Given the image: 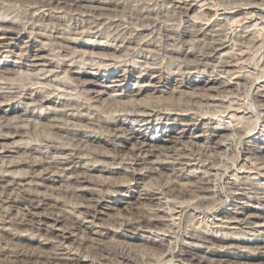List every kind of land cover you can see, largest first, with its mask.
<instances>
[{
    "label": "rangeland",
    "instance_id": "1",
    "mask_svg": "<svg viewBox=\"0 0 264 264\" xmlns=\"http://www.w3.org/2000/svg\"><path fill=\"white\" fill-rule=\"evenodd\" d=\"M29 1L32 0H0V4H3L1 5L2 8L0 6V18L11 21L15 20L16 22L18 21L19 24H26L25 29H20L21 31L19 30L18 34L6 35L7 38L3 39L4 41L0 40V45H3L4 43V45L9 44L8 47L3 48L0 52V94L4 93L5 95L3 94V96L7 97L8 95L9 97H7L8 99L2 103L4 105L2 109L4 111L6 110L7 113L5 116L0 113V123L10 122L11 124L22 127L26 130L25 137H14L12 140L7 141L8 143H12L13 141L27 142L26 146L20 144L22 148L19 153L8 152L1 153L2 155L0 154L4 157V162H0V169L2 170H0V174L12 175L5 171L9 168L8 164L5 167V161L26 160L27 162H34L47 160V165L35 166V168L31 170L28 168L19 169V167H11L12 164L9 165V169L17 170L16 173L18 175L28 172V175L30 174L32 178L35 177L34 179H31L32 184L29 187L32 193H36L42 197L45 196V198L58 202L59 204L53 210L50 206H47L48 209L42 210L40 213H46L50 209L49 212L54 216H60L62 222L58 223L49 235L43 230H39L42 228L41 225L18 228L23 238L17 242L9 241L8 238L1 236L0 233V248H13L17 246L18 248L23 247V249L31 252H39L41 246H44L43 248H46L50 252H55L56 256L58 255V257L61 258L78 254L81 258L84 256H91L96 259L95 261H97L98 264H119L118 258L115 260L114 256L111 257L109 261H99L100 254L99 252H96L94 248L97 244L102 243L108 245L113 243V246L116 247L117 251L122 253L130 252V254L136 259V263L134 262V264H145L147 261L152 264H162V262L167 259L166 252L161 254L162 249L164 250L168 247L169 249L174 248L175 253L180 252L181 247L191 244V240L187 239L189 234H193L198 230L207 231V229L209 233L214 236H234L235 238H238L240 242L235 243L238 245V248H231L228 250L217 248L222 253L224 251L226 252L225 256L221 257V262H218V264H231L233 256H244L247 251L256 248V245L264 238V230L259 229V233H255L254 231H250L249 226L236 222L235 219L229 217L235 212H237V216L240 217L244 213L264 215V206H259L258 203L252 199L256 196L253 193L246 191L249 188L248 184H252V186L259 187L261 191L264 192V176H258V170L256 171V169H252L253 167L264 168V88L261 87L264 84V23L261 24L260 21H257V24H255L253 20L258 13L257 7L262 10L260 13L263 12L262 16H264V0H260L261 2L258 0V4L256 3L257 9L254 8V6H243L242 11L239 14L237 13L240 17L237 16V14L234 16V19H238L236 27L234 28L232 27V21L231 23L227 22V20H232L229 19L230 17L225 18L221 15L212 17L210 15L212 13L208 10L207 6L211 7V2H213V0H188L187 2L192 6L191 10L186 13L179 12L177 5L174 4L175 0H169L171 3L168 0H143L146 5H143L142 3L144 2L141 0H119V2L117 0H110L112 2L115 1L114 3H117L118 6L109 7V10L104 8V10H101L98 14L87 12L86 15L89 14L88 16L81 13L82 15L84 14L82 16L76 11L75 14L73 10H65V8L64 12L62 7V9H57L58 11L55 10L56 8H53V10L51 8L49 10L51 16L49 15V18L47 17L44 19V22L42 20L39 21L32 19V16L30 15H33L31 14L33 10L30 7H32V3L36 1L33 0L32 3ZM215 1L217 2V0ZM202 2L207 5L202 6ZM226 2H228V4ZM218 3L222 6L220 7L217 5L219 9L218 14L219 12L222 13L225 6L227 8L229 6V9L233 7L232 4H230V0H218ZM122 4L124 6H122ZM135 5H139V8H136L137 6ZM140 7L141 9L144 8V11L141 10V12H139ZM149 7L154 10H151ZM118 8L121 11L117 10ZM229 9H227V11H230ZM124 10L128 13H125ZM145 10H148L150 13ZM156 11L158 13H156ZM144 12L148 13V15ZM177 12L181 15H178ZM247 12L251 13L252 16L255 15L252 20L250 19V17H252L251 14H246ZM49 13L46 12V14ZM92 13L94 15L96 14L97 16L95 15V17L97 18H95ZM115 13L119 15L117 16ZM112 14L116 16H113ZM200 15L211 16L209 22L207 21L208 23L205 20L204 22L201 21L202 24L205 23L203 24L204 29L209 30V34L207 33L205 36H201V38L200 36L195 37L194 35H191V27H188V23L185 22L189 20L190 22L192 20L194 21V18L197 16L199 17ZM27 16L31 19L26 18ZM142 17H146V19L143 20ZM137 18H141L144 23L148 20V23H145L147 26L142 23V20L141 23L144 27L141 23L139 24V20L137 21L138 23L134 21ZM155 18H159L157 20L158 22L155 21ZM124 19L126 21H124ZM128 19L129 21H133L129 22ZM113 21H115V23ZM151 21L155 23L152 22V24ZM32 22H34V24L36 23L35 28ZM217 22L218 24L220 23L219 26H217ZM101 23L102 26H99ZM107 24L110 25V29H108L109 27ZM137 25H139V27ZM4 26L8 27L9 24ZM104 26L105 28H103ZM213 26L214 28H211ZM171 27H174V29ZM179 27L181 28L178 30ZM77 28H80L79 34H77ZM132 28L135 30H132ZM210 28L213 29L211 32ZM175 29L178 31L175 32ZM155 30L157 32H155ZM161 30L168 34L164 32L162 33ZM185 30H187V33H185ZM110 31H113V34L116 32V35L112 34V36ZM159 31L162 34L158 33ZM80 33H82L83 36ZM124 33L129 36H126ZM210 33L216 34L212 35ZM75 34L77 35L75 36ZM108 34L110 35L108 36ZM149 35L150 37H148ZM107 36L109 38H107ZM115 36H117V38H119V36L121 37L119 38L120 40L118 39L119 41L117 40L120 47H117L116 50L111 46V44H114L112 40L116 38ZM155 36H157L158 39ZM190 36L191 38H189ZM125 37H127L129 42H127L128 40ZM169 37L171 39H169ZM238 37L239 39H237ZM111 38L113 39L111 40ZM151 38H153V40ZM208 38L213 41L211 40L210 42ZM186 39L189 40V43L185 42ZM134 40L135 42H140L137 44L134 43ZM196 40H198V43H196ZM199 40L201 43L208 41L211 45L208 43L201 44L199 43ZM39 41L44 42L45 50L40 52V56L44 59L39 58V60L35 61L39 64V67H34L30 65L32 57L27 59L26 56L31 55L35 52L34 50L39 48ZM216 41L217 44L214 43ZM152 42L154 45L151 44ZM171 43H174L173 45L175 46ZM179 43H182L181 47ZM194 43L196 46H194ZM128 45L130 49H125V46ZM165 45H168V48ZM218 45L221 49V56H219V53L217 56L211 57V55H209L199 59V53H202L204 47H218ZM164 46L168 50L164 48ZM171 46L173 47L171 48ZM183 46L186 50L191 46V49L189 50L191 51L193 49L192 51H194L192 53L190 52V55L186 57V60L185 58L182 59L181 51L179 52V50L185 49ZM131 47L136 49H131ZM143 47H147L146 49L148 50H143ZM157 47H159V49ZM138 49L139 51L136 53L135 51ZM150 49L153 50L151 51ZM240 50H243V52L241 51V54ZM112 51H114V53H112ZM154 51H158L156 52L157 54ZM106 53L108 57H106ZM110 53L113 54L115 58ZM227 53L230 55L228 56ZM102 54L104 59L101 58ZM172 54L174 55L172 56ZM110 55L112 60L111 57H109ZM231 55H233L235 59ZM173 58H175V60ZM229 58H231V60ZM179 59H182V61L180 62ZM192 59L194 61L195 59L197 60L194 62ZM226 59L229 60L228 65L234 66L233 68L229 67L230 69L226 71L236 68L237 70H240L239 75L242 76V79H236V75H233L230 71L225 73L226 71H223L224 69L219 68L221 67L220 65L227 63ZM231 61H233L238 68L233 62L232 65ZM59 62L61 64L58 66L57 63ZM212 62H214V64ZM175 63H177V65H175ZM204 63L207 66L204 65ZM216 63L222 64H218L217 66ZM76 64H80V66ZM146 65H150L151 67H147ZM69 68L73 69L74 72L78 69V72H82L86 69L85 71L88 74L79 77L74 73H70L68 71ZM40 69H44V71H40ZM65 69L67 71H65ZM47 70L53 71L47 73ZM127 70L130 71V74H128ZM156 73H162L165 76L169 75V80L159 83V81L154 78L157 75ZM244 75L246 76L245 78L243 77ZM256 77L259 78L257 79ZM209 78L230 81V83L233 84L231 90L227 89V91H225L227 94H223V92L216 93L214 91H206L208 86H203L201 81ZM244 79L246 80L244 81ZM55 80L59 81L56 82ZM59 82H61V84ZM235 88H237V90ZM228 92H231V94ZM35 94H40L49 99L44 103H40L37 101L39 99ZM210 96L212 97L209 98ZM140 103L149 107L154 106L152 107L153 112L151 113V116L145 118L148 119L146 121L148 122L147 125L143 126L146 122H130L131 124H129L128 120L125 121L122 117L120 119V116L123 115L126 110L130 109L133 105H138ZM261 104L263 106H261ZM11 106H13L14 109L12 112H9ZM235 109H239V112L237 113L238 117L242 114H246L245 116L248 118L244 117L243 120L248 121L246 122L247 125L246 123L243 124L244 121H240L242 119H239L237 116L230 117V115L236 111ZM23 113H26L28 116ZM70 116H76L79 117V119L70 118ZM237 120L240 124H237ZM253 120L254 122L257 121L256 124H254ZM103 121H120V123L128 125L129 128L134 127V129L140 134L135 140L127 145L128 147L130 146L129 148L132 147L136 140L140 141L143 139L147 141L148 137L147 142H151L153 148L146 147L144 153H147L148 150H154L157 153H155V156H152V158L150 157V160L165 162V164L175 160L174 162H176L177 166L174 167L175 169L169 167L155 172L151 168L152 165L149 160V163L142 160L138 163L139 165L136 166V172L140 175L136 176L135 180L129 179L127 173H125V170H131L129 167H126L129 166L127 164L128 162L124 160L120 161L121 159L130 157L127 150H120V147L118 148L120 151L114 150L109 144L89 141V138H93L94 136H103L98 130L94 132V130L91 131L89 128L91 125L93 126V124H98V122L100 123ZM241 122L243 123L241 124ZM251 123L256 126H254V129L249 134L244 135L243 138L238 137L234 130H226L224 133L229 135L226 138H218V141L222 143L221 146L214 149L212 148L213 143L210 141L211 128L219 127L224 129L228 125L229 127L233 126L231 128H234L236 124L238 126L244 125V127H246L252 125ZM52 125H60V127H63L70 134L65 132V134L61 133V136L60 134L55 135L50 128ZM79 133L83 137H87L88 141L83 143L82 141H76L75 138L71 137L72 134ZM168 135L175 137V139L180 142L173 150L175 156L173 154L170 155L171 159L168 158L169 154L166 153V151L163 150L162 152L161 148H159V151L157 147V145L161 146L163 144L161 140L168 138ZM49 138L56 139L59 144L61 143V147H63V145L64 147H76L79 150L78 156L81 158L82 162H76L77 165L76 163H72L73 165L71 164L70 166L58 164L55 158L61 156L60 150H49V148L46 147L45 143ZM149 139H151V141ZM83 140H85V138H83ZM101 155L115 156L117 159L111 161L107 157H101ZM247 164L249 165V168ZM244 165H246L248 169ZM69 167L70 169H68ZM82 171L87 172L88 175H90V180L94 181L87 183L85 186H82V188L85 187L97 190L98 186L93 183L97 184L104 182L107 185L103 191H99L100 195L98 198L101 201V207L99 208V214L97 215L96 221L91 224L88 222L89 220H85L83 225L87 228L81 231H74L70 234L72 228L70 223H72L73 220L75 221L82 218V214L76 211L77 206L84 203L79 196L80 191H78L82 188L74 183L75 177L79 174L81 175ZM47 173L49 175H47ZM195 181L203 184L206 183V185L204 184V187H206L207 192L209 191L208 194L190 193V195L186 197H180L175 194V190L182 184L184 187L186 186L188 189H192V187L189 186L194 185ZM142 190H146L150 193L152 192L151 194L154 197H151L150 199H144L141 197L138 199L137 193ZM16 191L17 189H13L12 192H3L14 194ZM259 191L258 194L260 193V195H258V197H261L264 200V195ZM244 193H249L248 197L250 198H245L247 196H244ZM242 204L245 205L243 210L241 209ZM130 207L139 208L138 210L143 212L144 217L149 219H158L159 216L161 224H158V228H144L138 231H128L124 228H120L122 219L127 218L129 221H132V218L134 217L128 213ZM0 211V213H3L4 211L8 212L11 214L10 217H19L25 214L23 209L10 207L8 205H3L0 208ZM192 214L194 215V220L190 219ZM188 218L191 221L188 220ZM92 227H95L96 230L106 229V231H108L107 237L102 242L97 240L92 241V238L94 237H90L86 233V231ZM11 232H15V230H11ZM61 235L64 238H62ZM122 235L134 237V239L125 238ZM72 237L76 239L78 238V241L82 242V245L72 242ZM243 240L245 241L243 242ZM42 243L44 245H41ZM191 245L201 247L200 250H205L207 247L206 245H201L196 242H192ZM205 256L207 257L206 260L208 259L210 262L213 259V262H211L212 264L216 263L215 260H217V257L209 255ZM3 260L4 258L2 259V257H0V264H19L8 263L6 259L5 261ZM207 261L200 264H211L210 262L207 263ZM187 263V261L180 260L177 257L173 258L169 264Z\"/></svg>",
    "mask_w": 264,
    "mask_h": 264
},
{
    "label": "bare ground",
    "instance_id": "2",
    "mask_svg": "<svg viewBox=\"0 0 264 264\" xmlns=\"http://www.w3.org/2000/svg\"><path fill=\"white\" fill-rule=\"evenodd\" d=\"M14 1V0H13ZM34 1H36V2H34V3H32L33 2V0L32 1H29L30 3H32V7H30L33 11H34V13H33V11L31 12V14H33V15H30V16H32V19H34V20H42L43 22H44V19H46L47 17L49 18V15L51 16V14L49 13V10L52 8V10H53V8H56L55 10H59V8H63V11H64V8H65V10L66 9H68V10H73L74 11V13H75V11L78 13V14H81V13H84L85 14V16H88V15H86V13L87 12H93V13H97L98 14V12H101V10H104V8H107V10H109L108 8L109 7H116V5H117V3L115 4L114 2L115 1H110V0H34ZM118 2H119V0H117ZM116 1V2H117ZM141 1H143V0H141ZM140 1V2H141ZM146 1H148V0H146ZM156 1V0H155ZM169 1V0H168ZM167 1V2H168ZM173 1V0H172ZM188 0H175L174 1V4L175 5H177V8L179 9V12L180 13H186V12H188L189 10H191V4L190 3H188L187 2ZM195 1V0H194ZM197 1V0H196ZM204 1V0H203ZM207 1V0H206ZM212 1V0H211ZM229 1V0H228ZM260 1V0H259ZM258 0H230V4H232V6L233 7H231L230 9H229V6H228V8L225 6V9H223V11H222V13L221 12H219V14H218V11H219V9H218V6L217 5H219L220 3H218V0H217V2L215 1V0H213V2H211L212 3V5H211V7L210 6H207V8H208V10L209 11H211V13L212 14H210L212 17L213 16H215L216 17V15H221V16H223V17H230L229 19H232V20H227V22H230L231 23V21H232V24H233V28L234 27H236V23L238 22V19H234V16L238 13H240L241 11H242V7L243 6H254V8H256L257 6H256V3L258 4V2H259ZM144 3H142L143 5L145 4V1H143ZM153 2V1H152ZM170 2V1H169ZM201 2V1H200ZM261 2V1H260ZM138 3H139V1H138ZM147 3V2H146ZM148 3H150V2H148ZM156 3V2H155ZM171 3V2H170ZM205 3V2H204ZM210 3V4H211ZM227 4H228V2H226ZM141 4V5H142ZM201 4H203V2L201 3ZM224 4V3H223ZM260 4V3H259ZM1 5H3V4H0V6ZM146 5V4H145ZM148 5V4H147ZM166 5V4H165ZM169 5V4H168ZM173 5V4H172ZM205 5H207V4H203L202 6H205ZM261 5V4H260ZM118 6V5H117ZM122 6H124L123 4H122ZM127 6V5H126ZM135 6H137V5H135ZM139 6V5H138ZM136 7V8H139V7ZM220 6V5H219ZM6 7V6H5ZM121 7V6H120ZM152 7V6H151ZM172 7V6H171ZM220 7H222V6H220ZM219 7V8H220ZM248 7V8H249ZM1 8H2V6H1ZM61 8V9H62ZM130 8V7H129ZM135 8V9H136ZM145 8H146V6H145ZM150 8V7H149ZM153 8V7H152ZM152 8H150L151 10H154V9H152ZM229 9L230 11H227V9ZM258 8V13H257V16L255 17V19H253V16H255V15H253L252 16V14L251 13H249V12H247L246 14H251V16L252 17H250V19L252 20H254V22H255V24H257V21H260V23L262 24V23H264V16H262V13H260V11H262L259 7H257ZM256 8V9H257ZM11 9V8H10ZM60 9V10H61ZM144 9V8H143ZM143 9H141V7H140V11L139 12H141V10L142 11H144ZM236 9V10H235ZM29 10V9H28ZM57 10V11H58ZM112 10V9H111ZM117 10H119V11H121L119 8L117 9ZM126 10V9H125ZM124 10V11H125ZM133 10V9H132ZM150 10V11H151ZM176 10V9H175ZM222 10V9H221ZM119 11H117V12H119ZM134 11V10H133ZM138 11V10H137ZM145 11H148V10H145ZM178 11V10H177ZM46 12H48L49 14H46ZM52 12V11H51ZM65 12V11H64ZM112 12V11H111ZM246 12V11H245ZM244 12V13H245ZM92 13V14H93ZM103 13V12H102ZM124 13V12H123ZM125 13H128V12H126L125 11ZM134 13H136V12H134ZM144 13H146V12H144ZM148 13H150L149 11H148ZM148 13H146L147 15H148ZM156 13H158L157 11H156ZM221 13V14H220ZM76 14V13H75ZM83 14V15H84ZM91 14V13H90ZM110 14V13H109ZM116 14V13H115ZM130 14H132V13H130ZM142 14V13H141ZM140 14V15H141ZM177 14H178V12H177ZM200 14V13H199ZM202 14V13H201ZM204 14V13H203ZM237 14V16H239ZM245 14V15H246ZM82 15V14H81ZM82 15V16H83ZM94 15V14H93ZM96 15V14H95ZM95 15H94V17H95ZM101 15V14H100ZM113 15V14H112ZM117 15V14H116ZM116 15H113V16H116ZM119 15V14H118ZM117 15V16H118ZM134 15V14H133ZM136 15V14H135ZM139 15V14H138ZM150 15V14H149ZM152 15H154V14H152ZM156 15H158V14H156ZM178 15H181V14H178ZM241 15V14H240ZM17 16V15H16ZM28 16H29V14H28ZM26 17V18H29V17ZM91 16V15H90ZM97 16V15H96ZM129 16V15H128ZM211 16H209V15H200L199 17L197 16V17H195L194 19V21L192 20L191 22H190V20L189 21H185V20H183V21H185V22H187L188 23V27H191V35H194L195 37L196 36H200V38H201V36L203 37V36H205L207 33H208V29H204V26H203V24H205V23H203L202 24V22H204V20L207 22H209V19H210V17ZM248 16H250V15H248ZM20 17V16H19ZM93 17V16H92ZM103 17V16H102ZM139 17V16H138ZM147 17V16H146ZM146 17H142L143 18V20L144 19H146ZM150 17H151V15H150ZM158 17V16H157ZM156 17V18H157ZM184 17V16H183ZM240 17V16H239ZM245 17V16H244ZM244 17H242V18H244ZM84 18V17H83ZM86 18V17H85ZM95 18H97V17H95ZM98 18H99V16H98ZM100 18H101V16H100ZM117 18V17H116ZM119 18V17H118ZM128 18H131V17H128ZM132 18H134V17H132ZM148 18H149V16H148ZM154 18V17H153ZM155 18V21H157L158 19H156ZM179 18V17H178ZM181 18V17H180ZM1 20H0V40H3V39H5V38H7V36L6 35H10V34H18L19 33V30L20 29H25V27H26V24H19L18 23V21L16 22L15 20L14 21H11V20H7V19H2V18H0ZM29 19H31V18H29ZM51 19V18H50ZM53 19V18H52ZM79 19V18H78ZM80 19H81V17H80ZM102 19V18H101ZM105 19V18H104ZM160 19H161V17H160ZM241 19V18H240ZM33 20V21H34ZM75 20H76V17H75ZM99 20V19H98ZM107 20V19H106ZM140 21L139 22V24L141 23V18L139 19V18H137L136 20H134V21ZM143 20H142V23H144L143 22ZM150 20V19H149ZM151 20H152V18H151ZM175 20H177V19H175ZM188 20V19H187ZM30 21H32V20H30ZM41 21V22H42ZM54 21V20H53ZM108 21V20H107ZM106 21V22H107ZM117 21H118V19H117ZM124 21H126L125 19H124ZM128 21H129V19H128ZM127 21V22H128ZM131 21H133V20H131ZM131 21H129V22H131ZM146 21V20H145ZM148 21V20H147ZM145 22V23H148V22ZM202 21V22H201ZM240 21V20H239ZM37 22V21H36ZM40 22V23H41ZM46 22V21H45ZM112 22V21H111ZM114 23H115V21H113ZM121 22V21H120ZM153 21H151V23H152ZM158 22V21H157ZM207 22V23H208ZM220 22V21H219ZM33 23V25H34V28H35V24H34V22H32ZM124 23V22H123ZM138 23V22H137ZM137 23H135V24H137ZM141 23V24H142ZM144 23V24H145ZM153 23H155V22H153ZM152 23V24H153ZM215 23H216V21H215ZM229 23V24H230ZM6 24H9V26L8 27H5L4 25H6ZM53 24V23H52ZM126 24V23H125ZM151 24V25H152ZM179 24V23H178ZM182 24V23H181ZM220 24V23H219ZM219 24H218V22H217V26H219ZM94 25V24H93ZM108 25V24H107ZM122 25V24H121ZM133 25V24H132ZM186 25V24H185ZM227 25V24H226ZM226 25H224V26H226ZM99 26H102V23H101V25H99ZM110 25H108V27H109ZM138 27H139V25H137ZM142 26H143V24H142ZM145 26H147L146 24H145ZM155 26V25H154ZM153 26V27H154ZM159 26V25H158ZM178 26H180V25H178ZM206 26V25H205ZM212 26V25H211ZM221 26H222V24H221ZM239 26V25H238ZM263 26V25H262ZM89 27V26H88ZM87 27V28H88ZM140 27H141V25H140ZM144 27V26H143ZM149 27V26H148ZM151 27V26H150ZM162 27V26H161ZM185 27V26H184ZM34 28H32V29H34ZM90 28V27H89ZM93 28V27H92ZM97 28H98V26H97ZM103 28H105V26L103 27ZM111 27H109L108 29H110ZM156 28H158V27H156ZM172 28V27H171ZM171 28H170V30H171ZM181 27H179L178 28V30L180 29ZM211 28H214V26L213 27H211ZM210 28V32H211V30H213V29H211ZM233 28H232V30H233ZM238 28V27H237ZM246 28V27H245ZM44 29H45V27H44ZM64 29V28H63ZM78 29V28H77ZM80 29V28H79ZM79 29L77 30L78 32H77V34H79ZM91 29V28H90ZM134 28H132V30H133ZM147 29V28H146ZM162 29V28H161ZM167 29V28H166ZM172 29H174V27L172 28ZM183 29H185V28H183ZM230 29H231V25H230ZM236 29V28H235ZM88 30V29H87ZM94 30V29H93ZM114 30V29H113ZM135 30V29H134ZM152 30V29H151ZM159 30V29H158ZM165 30V29H164ZM177 30V31H178ZM238 30V29H237ZM21 31V30H20ZM54 31V30H53ZM118 31V30H117ZM126 31V30H125ZM141 31H143V30H141ZM140 31V32H141ZM162 31V30H161ZM166 31V30H165ZM172 31V30H171ZM174 31V30H173ZM176 31V29H175V32H177ZM183 31V30H182ZM234 31V30H233ZM232 31V32H233ZM57 32V31H56ZM76 32V31H75ZM75 32H73V33H75ZM81 32V31H80ZM83 32V31H82ZM92 32V31H91ZM100 32V31H99ZM105 32H107V31H105ZM109 32V31H108ZM111 32V31H110ZM115 32V31H114ZM124 32V31H123ZM152 32V31H151ZM153 32H154V30H153ZM155 32H157L156 30H155ZM164 31H162V33H163ZM213 32H215V31H213ZM229 32V31H228ZM242 32V31H241ZM244 32V31H243ZM247 32V31H246ZM72 33V34H73ZM84 33V32H83ZM90 33V32H89ZM120 33H122V32H120ZM126 33V32H125ZM124 33V34H125ZM158 33H161L160 31L158 32ZM161 33V34H162ZM164 33H166V32H164ZM170 33V32H169ZM185 33H187V30H185ZM216 33H217V31H216ZM216 33H213V34H216ZM245 33V32H244ZM45 34V33H44ZM53 34V33H52ZM77 34H75V36L77 35ZM80 34H82V33H80ZM103 34H104V32H103ZM113 34V31L111 32V35ZM115 35H116V32L114 33ZM113 34V35H114ZM123 34V35H124ZM130 34V33H129ZM139 34V33H138ZM141 34V33H140ZM148 34V33H147ZM147 34H145V35H147ZM166 34H168V33H166ZM175 34V33H174ZM183 34V33H182ZM189 34V33H188ZM209 34V33H208ZM210 34H212V33H210ZM212 34V35H213ZM219 34H220V32H219ZM241 34V33H240ZM246 34V33H245ZM34 35H35V33H34ZM37 35V34H36ZM40 35V34H39ZM50 35V34H49ZM58 35H60V34H58ZM85 35H87V34H85ZM98 35V34H97ZM102 35V34H101ZM100 35V36H101ZM106 35V34H105ZM110 34H108V36H109ZM112 35V36H113ZM119 35V34H118ZM120 35H122V34H120ZM126 35V34H125ZM131 35V34H130ZM134 35V34H133ZM132 35V36H133ZM151 35V34H150ZM150 35L148 36V37H150ZM154 35V34H153ZM156 35H158V34H156ZM164 35V34H163ZM173 35V34H172ZM254 35V34H253ZM2 36H3V38H2ZM55 36H56V34H55ZM82 36H83V34H82ZM81 36V37H82ZM107 36V38H109ZM126 36H129L128 34L126 35ZM138 36V35H137ZM141 36H142V34H141ZM160 36V35H159ZM209 36H211V35H209ZM208 36V37H209ZM244 36V35H243ZM43 37V36H42ZM53 37V36H52ZM57 37V36H56ZM55 37V38H56ZM61 37V36H60ZM106 37V36H105ZM105 37H103V38H105ZM116 38H111V40L113 41V43L114 44H111V46H113V49L114 50H116V48L117 47H120L119 45H118V41L120 40L119 38H121L120 36H119V38H117V36H115ZM124 37V36H123ZM122 37V38H123ZM143 37V36H142ZM148 37H145V38H148ZM156 38H157V36H155ZM162 37H164V36H162ZM167 37V36H166ZM171 37H173V36H171ZM215 37H216V35H215ZM248 37V36H247ZM62 38L64 39V37L62 36ZM61 38V39H62ZM126 39H127V37H125ZM129 38V37H128ZM132 38V37H131ZM144 38V37H143ZM154 38V37H153ZM153 38H151L152 40H153ZM160 38V37H159ZM176 38V37H175ZM179 38V37H178ZM177 38V39H178ZM189 38H191V36L189 37ZM199 38V39H200ZM209 38H212V37H209ZM208 38V39H209ZM245 38V37H244ZM45 39V38H44ZM66 39V38H65ZM82 39V38H81ZM119 39V40H118ZM158 39V38H157ZM166 39H168V38H166ZM169 39H171L170 37H169ZM172 39H174V38H172ZM196 39H198V38H196ZM213 39V38H212ZM211 39V40H212ZM237 39H239V37L237 38ZM8 40V39H7ZM68 40V39H67ZM73 40V39H72ZM80 40V39H79ZM118 40V41H117ZM123 40H125V39H123ZM122 40V41H123ZM128 40V39H127ZM143 40V39H142ZM156 40V39H155ZM154 40V41H155ZM165 40V39H164ZM163 40V41H164ZM175 40V39H174ZM201 40V39H200ZM200 40H199V43H201L200 42ZM210 40V39H209ZM211 40H210V42H211ZM216 40H218V39H216ZM243 40V39H242ZM4 41V40H3ZM56 41V40H55ZM66 41V40H65ZM68 41H70V40H68ZM78 41V40H77ZM117 41V42H116ZM122 41H121V43H122ZM151 41V40H150ZM149 41V42H150ZM153 41V42H154ZM179 41V40H178ZM181 41H182V39H181ZM193 41V40H192ZM197 42L196 43H198V40H196ZM203 41H204V39H203ZM207 41V40H206ZM213 41V40H212ZM215 41V40H214ZM222 41V40H221ZM249 41V40H248ZM1 42V41H0ZM127 42H129V40L127 41ZM140 42V41H139ZM139 42H135V40H134V43H139ZM147 42V41H146ZM145 42V43H146ZM153 42L151 43V44H153ZM157 42V41H156ZM160 42V41H159ZM158 42V43H159ZM162 42V41H161ZM177 42V41H176ZM183 42V41H182ZM185 42L186 43H189V40L188 39H186L185 40ZM236 42V41H235ZM239 42V41H238ZM244 42V41H243ZM242 42V43H243ZM4 43V42H3ZM7 43V42H6ZM75 43V42H74ZM105 43H106V41H105ZM123 43H124V41H123ZM170 43V42H169ZM206 44L208 43L209 45H211L208 41L207 42H205ZM205 43H201V44H205ZM214 43H216L217 44V41L216 42H214ZM241 43V42H240ZM5 44V43H4ZM0 45V52H1V50L3 49V48H6V47H8L9 46V44H6V45ZM46 44V43H45ZM157 44V43H156ZM160 44V43H159ZM172 45L174 44V43H171ZM180 44V43H179ZM182 44V43H181ZM181 44H180V47H181ZM184 44V43H183ZM191 44V43H190ZM218 44H220V43H218ZM222 44V43H221ZM39 48L37 49V50H34L35 52L34 53H32L31 55H28V56H26L27 57V59H30V57H32L31 58V63H30V65H32V66H36V67H39V64H37V62H35V61H37V60H39V58H43V57H41L40 56V52H42V51H44L45 50V46H44V42H41V41H39ZM48 45V44H47ZM51 45V44H50ZM109 45V44H108ZM122 45H125V44H122ZM130 45V44H129ZM129 45L128 46H125V49H130V47H129ZM132 45V44H131ZM142 45V44H141ZM154 45V44H153ZM177 45V44H176ZM193 45V44H192ZM242 45V44H241ZM247 45V44H246ZM138 46V45H137ZM136 46V47H137ZM147 46V45H146ZM151 46V45H150ZM158 46V45H157ZM166 47L168 46V45H165ZM164 46V48H166ZM173 46H175V45H173ZM173 46H171V48L173 47ZM179 46V45H178ZM177 46V47H178ZM194 46H196L195 45V43H194ZM198 46V45H197ZM207 46V45H206ZM216 46V45H215ZM126 47H129V48H126ZM142 47V46H141ZM160 47V46H159ZM159 47H157L158 49H159ZM162 47V46H161ZM170 47V46H169ZM184 47V46H183ZM188 47V46H187ZM191 47V46H190ZM189 47V49H191ZM201 47V46H200ZM212 47V46H211ZM204 47L203 49H202V47H201V49L203 50L202 51V53H199V59L200 58H202V57H206V56H209V55H211V57L212 56H217V54H219V56H221V49H220V46L218 45V47ZM222 47V46H221ZM134 48V47H133ZM132 47H131V49H133ZM144 48V47H143ZM142 48V49H143ZM147 48V47H146ZM146 48H144L143 50H145ZM150 48V47H149ZM168 48V47H167ZM166 48V49H167ZM176 48V47H175ZM179 48V47H178ZM185 48V47H184ZM193 48V47H192ZM112 49V50H113ZM124 49V48H123ZM136 48H134V50H135ZM154 49V48H153ZM152 49V50H153ZM186 50V48L185 49H182V50H179V52L181 51V57H183L182 59H184L185 58V60H186V57H188V55H190V52L192 53V52H194V51H190V50ZM146 50H148V49H146ZM151 50V49H150ZM151 50V51H152ZM162 50V49H161ZM168 50V49H167ZM194 50H195V48H194ZM200 50V49H199ZM129 51H131V50H129ZM137 51H139V49L138 50H136L135 52L137 53ZM170 51H171V49H170ZM178 51V50H177ZM241 51L243 52V50H240V54H241ZM128 52V51H127ZM133 52V51H132ZM155 53L156 52H158V51H154ZM154 52H152V53H154ZM163 52V51H162ZM175 52H176V50H175ZM200 52V51H199ZM224 52V51H223ZM222 52V53H223ZM112 53H114V51H112ZM121 53V52H120ZM138 53H140V52H138ZM146 53V52H145ZM151 53V54H152ZM100 54V53H99ZM111 54V53H110ZM157 54V53H156ZM155 54V55H156ZM171 54V53H170ZM194 54V53H193ZM192 54V55H193ZM228 54V53H227ZM244 54V53H243ZM106 55H107V53H106ZM105 55V56H106ZM112 56H114L113 54H111ZM111 55L109 56V57H111ZM137 55V54H136ZM174 54H172V56H173ZM223 55V54H222ZM230 54H228V56H229ZM233 55H234V53H233ZM233 55H231L232 57H233ZM236 55V54H235ZM120 56V55H119ZM153 56V55H152ZM224 56V55H223ZM230 56V57H231ZM237 56V55H236ZM245 56V55H244ZM106 57H108V55L106 56ZM117 57V56H116ZM175 57H176V55H175ZM180 57V58H181ZM225 57H226V55H225ZM224 57V58H225ZM240 57H241V55H240ZM243 57V56H242ZM25 58V57H24ZM71 58V57H70ZM100 58V57H99ZM101 58H103V54H102V56H101ZM114 58H115V56H114ZM118 58V57H117ZM191 58V57H190ZM216 58V57H215ZM220 58V57H219ZM228 58V57H227ZM234 58V57H233ZM44 59V58H43ZM72 59V58H71ZM73 59H74V57H73ZM104 59V58H103ZM106 59V58H105ZM174 60H175V58H173ZM182 59H179V61L181 62L182 61ZM204 59V58H203ZM213 59V58H212ZM217 59V58H216ZM230 60H231V58H229ZM235 59V58H234ZM102 60V59H101ZM111 60H112V57H111ZM114 60V59H113ZM118 60V59H117ZM185 60H184V62H185ZM193 60V59H192ZM196 60L197 59H195V61L194 62H196ZM214 60V59H213ZM238 60V59H237ZM58 61V60H57ZM74 61V60H73ZM177 61V60H176ZM188 61V60H187ZM220 61V60H219ZM225 61V60H224ZM226 61H227V63L226 64H223V65H220L221 67H219L220 69H224L223 71H226V70H228V69H230L229 67H234V66H230V65H228V61L229 60H227L226 59ZM47 62V61H46ZM50 62V61H49ZM75 62V61H74ZM194 62H192V63H194ZM204 62V61H203ZM233 61H231V63H232ZM178 63V62H177ZM177 63H175V65H177ZM205 63H206V61H205ZM204 63V65H206ZM208 63V62H207ZM213 64H214V62H212ZM222 63H224V62H222ZM222 63H216L217 64V66H218V64H222ZM234 63V62H233ZM233 63H232V65H233ZM238 63V62H237ZM44 64H46V63H44ZM43 64V65H44ZM49 64V63H48ZM59 64H61L60 62L59 63H57V65L59 66ZM145 64H146V62H145ZM145 64H143V65H145ZM189 64H191V63H189ZM199 64V63H198ZM201 64H203V63H201ZM200 64V65H201ZM210 64V63H209ZM208 64V65H209ZM216 64H215V66H216ZM230 64V63H229ZM235 64V63H234ZM51 65V64H50ZM56 65V64H55ZM76 65H78V64H76ZM110 65H112V64H110ZM180 65V64H179ZM184 65V64H183ZM236 65V64H235ZM78 66H80V64L78 65ZM127 66V65H126ZM147 67H151L150 65H146ZM182 66V65H181ZM207 66V65H206ZM214 66V65H213ZM214 66V67H215ZM237 66V65H236ZM49 67H51V66H49ZM83 67V66H82ZM100 67V66H99ZM109 67V66H108ZM121 67V66H120ZM124 67V66H123ZM146 67V68H147ZM199 67V66H198ZM202 67V66H201ZM204 67V66H203ZM209 67V66H208ZM54 68V67H53ZM72 68V67H71ZM71 68H69L68 69V71L70 72V73H74V74H76L77 76H81V75H84V74H88L85 70H83L82 72H78V70L76 71L75 69V72L73 71V69H71ZM85 68H86V66H85ZM157 68V67H156ZM182 68V67H181ZM195 68H197V67H195ZM210 68V67H209ZM237 68H238V66H237ZM243 68V67H242ZM37 69V68H36ZM48 69V68H47ZM144 69H145V67H144ZM148 69V68H147ZM152 69V68H151ZM154 69V68H153ZM175 69H176V67H175ZM193 69H194V67H193ZM215 69V68H214ZM38 70V69H37ZM36 70V71H37ZM44 71V69H40V71ZM146 70V69H145ZM149 70V69H148ZM157 70V69H156ZM159 70H160V68H159ZM189 70V69H188ZM196 70V69H195ZM198 70V69H197ZM219 70V69H218ZM244 70V69H243ZM263 70V69H262ZM39 71V70H38ZM49 71H53V70H47V73L49 72ZM65 71H67L66 69H65ZM128 71V74H130V71L129 70H127ZM167 71V70H166ZM178 71V70H177ZM184 71V70H183ZM223 71H221V72H223ZM233 75H236L235 76V78L236 79H242V76L241 75H239L240 74V70H237L236 68L235 69H231V70H229ZM229 71H226L225 73H227V72H229ZM45 72H46V70H45ZM116 72V71H115ZM114 72V73H115ZM174 72V71H173ZM212 72H213V69H212ZM242 72V71H241ZM50 73V72H49ZM66 73H68V72H66ZM153 73V72H152ZM164 73V72H163ZM177 73H179V72H177ZM182 73V72H181ZM157 74V73H156ZM167 74V73H166ZM243 74V73H242ZM124 75V74H123ZM183 75V74H182ZM208 75V74H207ZM151 76V75H150ZM176 76V75H175ZM69 77V76H68ZM110 77V76H109ZM108 77V78H109ZM244 78L246 77L245 75L243 76ZM255 77V76H254ZM154 78H156L158 81H159V83H161V82H166V81H168L169 80V75L168 76H165L164 74H157ZM175 78V77H174ZM248 78V77H247ZM257 78V77H256ZM259 78V77H258ZM257 78V79H258ZM116 79V78H115ZM179 79V78H178ZM73 80V79H72ZM175 80H177V79H175ZM185 80V79H184ZM246 79H244V81H245ZM56 81V80H55ZM59 81V80H58ZM58 81H56V82H58ZM110 81H112V80H110ZM115 81H117V80H115ZM239 81V80H238ZM69 82V81H68ZM118 82V81H117ZM202 83H203V86H208L207 87V89H206V91H214V92H216V93H218V92H223V94H227L225 91H227V89H229V90H231V87H232V85L233 84H231L230 83V81H224V80H220V79H217V78H213V79H211V78H209V79H207V80H203V81H201ZM60 84H61V82H59ZM181 84H182V82H181ZM187 84H188V82H187ZM238 84H240V83H238ZM55 85H57V84H55ZM77 85V84H76ZM184 85V84H183ZM243 85V84H242ZM253 85V84H252ZM195 86V85H194ZM236 86V85H235ZM240 86V85H239ZM250 86V85H249ZM189 87V86H188ZM191 87V86H190ZM261 87H263L264 88V84H263V86H261ZM64 88V87H63ZM75 88H76V86H75ZM200 88V87H199ZM54 89V88H53ZM58 89V88H57ZM232 89H234V88H232ZM236 90H237V88H235ZM256 90V89H255ZM264 90V89H263ZM201 91V90H200ZM53 92H55V91H53ZM52 92V93H53ZM225 92V93H224ZM41 93V92H40ZM58 93H59V91H58ZM221 93H219V94H221ZM228 93H230L231 94V92H228ZM236 93V92H235ZM234 93V94H235ZM238 93V92H237ZM4 94V93H3ZM3 94H0V113H1V115L3 114L4 116L6 115V110L4 111L3 109H2V107L4 106L2 103H4L5 102V100L6 99H8L9 97H8V95H7V97H5V96H3ZM10 94V93H9ZM194 94V93H193ZM207 94V93H206ZM5 95V94H4ZM11 95H12V93H11ZM196 95V94H195ZM201 95V94H200ZM233 95V94H232ZM258 95V94H257ZM260 95V94H259ZM35 96H37L38 97V99L39 100H37L38 102H40V103H44L47 99H49V98H46V97H44V96H42V95H40V94H35ZM197 96H199V95H197ZM241 96V95H240ZM256 96V95H255ZM11 97V96H10ZM15 97V96H14ZM212 96H210L209 98H211ZM199 98V97H198ZM202 98V97H201ZM206 98V97H205ZM208 98V99H209ZM200 99V98H199ZM11 100V99H10ZM3 101V102H2ZM263 101H264V96H263ZM34 102V101H33ZM72 102V101H71ZM236 104V103H235ZM243 104V103H242ZM245 104V103H244ZM150 105V104H149ZM153 105V104H152ZM7 106V105H6ZM72 106V105H71ZM151 106V105H150ZM238 106H239V104H238ZM261 106H263L262 104H261ZM152 107H154V106H152ZM152 107H149V106H147V105H145V104H143V103H140V104H135V105H133L132 107H130V109H128V110H126V112H122L123 113V115H121V113H120V119H121V117L126 121V120H128L129 121V124H131L130 122H138V123H142V122H146L148 119H145V118H148V117H150L151 116V113L153 112V110H152ZM156 107V106H155ZM244 107V106H243ZM241 108V107H240ZM239 108V109H240ZM246 108V107H245ZM245 108H244V110H245ZM13 109H14V107L13 106H11V108H10V110H9V112H12L13 111ZM153 109H156V108H153ZM239 109H235L236 111L233 113V114H231L230 115V117H236L237 116V113L239 112ZM247 109V108H246ZM26 112V111H25ZM24 115H27L26 113H23ZM220 114V113H219ZM23 115V116H24ZM30 115V114H29ZM153 115V114H152ZM203 115V114H202ZM246 115V114H245ZM244 114H242L241 116H237L239 119H242V120H240V121H244L243 120V118L244 117H246V118H248L247 116H245ZM28 116V115H27ZM249 116V115H248ZM253 116V115H252ZM70 118H74V119H79V117H72V116H70ZM152 118V117H151ZM81 119V118H80ZM255 119V118H254ZM106 120H108V119H106ZM199 120V119H198ZM209 120V119H208ZM121 121V120H120ZM120 121L119 122H117V121H103V122H98V124H93V126L91 125V127H89L90 128V130L91 131H93L94 130V132H96V130H98V132H101V134L103 135V136H94L93 138H89L90 140L89 141H94V142H100V143H105V144H109V145H111L112 147H113V149L114 150H119L118 148L120 147L121 149L120 150H127L128 152H129V154H130V157H128V158H126V159H119L120 161H127L128 163V165L129 166H126V167H129L131 170H129V171H127V170H125V173H127V176L129 177V179H131V180H135L136 179V176H138V175H140L139 173H137L136 171H137V168H136V166L137 165H139L138 163L140 162V161H142V160H144V161H147L148 162V160L150 161V164L152 165L151 166V168L156 172V171H161L162 169H166V168H169V167H171V169L172 168H174L175 166H177L176 165V162H174L173 160L172 161H170V162H167L166 164H165V162H160V161H151L150 159L152 158V156H155V151L154 150H151V151H149L148 150V152L147 153H144L145 152V148L146 147H151V148H153L152 146L153 145H151V142L150 143H148L147 141H148V137H147V141L146 140H140V141H137L136 140V142L132 145V147L131 148H129L127 145H129L130 144V142L131 141H133V140H135L137 137H138V135L140 134V133H138V131L137 130H135L134 129V127H131V128H129L128 127V125H126L125 123H120ZM194 121V120H193ZM238 121V120H237ZM236 121V122H237ZM123 122V121H122ZM209 122V121H208ZM215 122V121H214ZM246 122H248V121H244V123L243 122H241V124L243 123V124H245ZM253 122H254V120H253ZM256 122L257 121H255L254 122V124H256ZM93 123V122H92ZM91 123V124H92ZM147 123L148 122H146V124H144L143 126H145V125H147ZM60 124V123H59ZM237 124H240V122L238 121V123ZM235 125L234 126V128H231V127H233V126H231V127H229V125L228 126H226V128H224V129H221V128H219V127H213V128H211V138H210V141L213 143V149L214 148H217L218 146H221V144L222 143H220L219 141H218V138H226L229 134H227V133H224L226 130H228V131H236V133H237V135H238V137H240V138H243V136L244 135H247V134H249L253 129H254V126H256V125H254L253 123H251L252 125H248V126H246V127H244V125H240V126H238V125ZM246 125H247V123H246ZM51 130H52V133H54L55 135H59L60 134V136H61V133H64L65 134V132H67V130H65L63 127H60V125H52L51 127ZM25 133H26V130L25 129H23L22 127H19V126H16V125H13V124H11L10 122H7V123H0V154L1 153H8V152H15V153H19L20 151H21V145L20 144H23V146H26L27 145V142H18V141H13L12 143H8L7 141H10V140H12V138H14V137H17V136H19V137H25ZM68 134H70L69 132H67ZM228 133H230V132H228ZM96 135V134H95ZM71 137H73V138H75L76 139V141H82L83 143L85 142V141H88L87 140V137H83L80 133L79 134H72V136ZM85 138V140H83V138ZM92 137V136H91ZM72 138V139H73ZM74 139V140H75ZM179 139V138H178ZM239 139V138H238ZM150 141H151V139H149ZM161 142L163 143L161 146H158L157 145V147H158V150L160 151V149L159 148H161L162 149V152H163V150L164 151H166V153H168L169 154V157L168 158H170L171 156L170 155H172L174 152H173V150L177 147V145L180 143V142H178V140L177 139H175V137H172L171 135L169 136L168 135V138H165V139H162L161 140ZM255 142V141H254ZM79 143V142H78ZM133 143V142H132ZM18 144V145H17ZM46 147L47 148H49V150L50 149H56L57 151H58V149L60 150V154H61V156L60 157H56L55 159H56V162L58 163V164H61V165H63V166H70L72 163L74 164V163H79V162H82V160H81V158L78 156V154H79V150L76 148V147H64V145H63V147H61L60 145H61V143L59 144V142L58 141H56V139H52V138H49V139H47L46 140ZM254 144V143H253ZM256 144V143H255ZM156 146V145H155ZM13 148V149H12ZM27 148V147H26ZM28 149V148H27ZM154 149H155V147H154ZM221 149V148H220ZM119 150V151H120ZM25 151V150H24ZM29 151V150H28ZM147 151V150H146ZM177 151V150H176ZM204 151V150H203ZM211 151V150H210ZM158 152V151H157ZM160 153V152H159ZM238 153V152H237ZM236 153V154H237ZM157 154V153H156ZM175 154V153H174ZM173 154V155H174ZM251 154V153H250ZM261 154V153H260ZM264 154V153H263ZM2 155V154H1ZM0 155V162H4V157L3 156H1ZM161 155V154H160ZM163 155V154H162ZM175 156V155H174ZM101 157H103V158H109L111 161H115L117 158L114 156V157H111V156H108V155H101ZM151 157V158H150ZM200 157V156H199ZM196 158V157H195ZM202 158V157H201ZM171 159V158H170ZM198 159V158H197ZM251 160H253L252 158H250ZM215 160V159H214ZM47 161V160H46ZM46 161H43V160H39V161H34V162H27L26 160H19V161H14V160H11V161H5V167L7 166V164H8V167L10 168V164H12V166L11 167H19V169H25V168H28L29 170H31V169H33V168H35V166H43L44 164H48ZM196 161V160H195ZM55 163V162H54ZM77 163H76V165H77ZM149 163V162H148ZM147 163V164H148ZM261 163V162H260ZM2 164V163H1ZM51 164V163H50ZM72 164V165H73ZM118 164V163H117ZM250 164V163H249ZM96 165V164H95ZM124 165V164H123ZM122 165V166H123ZM179 165V164H178ZM185 165V164H184ZM248 165V164H247ZM244 166H246V165H244ZM244 166H243V168H244ZM76 167V166H75ZM6 169L5 171L6 172H9V174H12V175H5V174H0V208L3 206V205H5V206H10V207H14V208H19V209H23V211L25 212V214L24 215H21V216H19V217H17V216H15V217H10V215L11 214H9L8 212H6V211H4L3 213H0V214H2V215H0V233H1V236H5V238H8V240L9 241H11V242H17V241H20L22 238H23V236H22V234L20 233V231H19V229L22 227V228H25V227H28V226H34V225H41V227L42 228H40L39 230H43L44 232H46L48 235L52 232V230H54V227L58 224V223H61L62 222V218L60 217V216H54L51 212H49V210H48V212H46V213H40V211H42V210H46V209H48L47 208V206H50L51 207V209L53 210V209H55L59 204H58V202H55V201H52V200H49V199H47V198H45V196L44 197H42V196H40V195H38V194H36V193H32V191L30 190V185L32 184L31 183V179H34V178H32V176L29 174L28 175V172H26V173H22V174H20V175H18L16 172H17V170H10V169ZM95 168V167H94ZM94 168H92V169H94ZM150 168V169H151ZM246 168H247V166H246ZM248 168H249V165H248ZM247 168V169H248ZM250 168H251V166H250ZM68 169H70V167L68 168ZM126 169V168H125ZM175 169V168H174ZM252 169H256V171L258 170V172H257V175L258 176H264V168H259V167H253ZM1 170V169H0ZM240 170V169H239ZM2 171V170H1ZM23 171V170H22ZM85 171H87V170H85ZM249 171V170H248ZM251 171V170H250ZM31 173V172H30ZM110 173V172H109ZM256 173V172H255ZM18 176H17V175ZM47 175H49L48 173H47ZM256 175V174H255ZM7 176H9V177H7ZM38 176V175H37ZM89 176L90 175H88V173L87 172H83L82 171V174L80 175H78L77 177H75V180H74V183L76 184V185H79V186H81V188H82V186H85L87 183H91V182H94V181H91L90 180V178H89ZM188 176V175H187ZM42 177V176H41ZM44 177V176H43ZM38 178H39V176H38ZM236 178H238V177H236ZM29 179H30V181H29ZM46 179V178H45ZM43 181V180H42ZM203 181V180H202ZM205 181V180H204ZM94 185H97L98 186V189L96 190V189H89V188H85V187H83L82 189H80V190H78V191H80V194H79V196L82 198V201L84 202V203H82V204H80L79 206H77V208H76V211L77 212H80L81 214H82V218L81 219H78V220H73V222L72 223H70L71 225L70 226H72V228H71V231H70V234L71 233H73L74 231H81V230H83V229H85V228H87V227H84L85 225H83V222L85 221V220H89L88 222L89 223H91V224H93L95 221H96V219H97V215L99 214V208L101 207V201L99 200V198H98V196L100 195V192L99 191H103L104 190V188L106 187V185L107 184H105L104 182H101V183H93ZM205 185H206V183H204ZM204 184L203 183H201V182H194V185H192V186H189V187H192V189H188L186 186L184 187V185L182 184L181 186H179L176 190H175V194L176 195H179L180 197H186V196H188V195H190V193H193V194H196V193H198V194H203V195H205L206 193L208 194V192H207V189H206V187H204ZM208 184V183H207ZM38 185V184H37ZM187 185V184H186ZM246 185V184H245ZM244 185V186H245ZM93 186V185H92ZM120 186V185H119ZM256 186V185H255ZM87 187V186H86ZM118 187V186H117ZM248 190H246V191H249L250 193H253L256 197H253L252 199L253 200H255L257 203H258V205L259 206H264V200L261 198V197H258V195H260V193L258 194V191L259 192H262L261 191V189L259 188V187H254V186H252V184H248ZM236 188V187H235ZM238 188V187H237ZM245 188V187H244ZM246 188H247V186H246ZM13 189H17V191L13 194V193H6V192H3V191H10V192H12L13 191ZM238 190V189H237ZM3 192V193H2ZM105 192V191H104ZM114 192V191H113ZM152 193V192H151ZM150 192H148V191H146V190H142V191H140V192H138L137 193V197H138V199H140L141 197H143L144 199H150L151 197H154V196H152V194H151ZM75 194V193H74ZM102 194V193H101ZM154 194V193H153ZM174 194V193H173ZM242 194V193H241ZM248 194L249 193H247V194H243L244 196H247V197H245V198H250V197H248ZM262 195H264V192H262L261 193ZM142 198V199H143ZM264 198V197H263ZM204 201H206V200H204ZM200 202V201H199ZM207 203V202H206ZM203 204V203H202ZM242 207V208H241ZM240 208L243 210L244 209V207H245V205H243L242 204V206H241ZM4 208V207H3ZM74 209V208H73ZM139 208H137V207H130L129 208V211H128V213L130 214V215H132V216H134L133 218H132V221H129L127 218H125V219H122V221H121V223H120V228H124V229H126V230H128V231H131V230H133V231H138V230H142V229H144V228H146V229H151V228H158L157 226H158V224H161V221L159 220V216H158V219H156V218H154V219H149V218H147V217H144V215H143V212H140V210H138ZM234 209H236V208H234ZM238 210V209H237ZM1 212V211H0ZM65 212V211H64ZM244 212V211H243ZM142 214V215H141ZM80 215V214H79ZM234 215V216H233ZM231 217H229V218H231V219H235L236 220V222H239V223H243V224H245V225H247V226H249V228H250V231H254L255 233H259V229H261V230H264V215L263 214H247V213H244L241 217L240 216H237V212H235L234 214H233ZM63 217V216H62ZM194 218V215L192 214L191 216H190V219L191 220H194L193 219ZM189 218H188V220H190ZM227 219V218H226ZM72 220V219H71ZM190 220V221H191ZM203 220H205V219H203ZM234 220V221H235ZM202 222V221H201ZM204 223H205V221H204ZM238 223V224H239ZM95 226V225H94ZM19 228V229H18ZM104 228V227H103ZM51 229V230H50ZM10 230V231H9ZM11 230H15V232H11ZM103 231H105V232H103ZM86 233L90 236V237H94V238H92V241L93 240H97V241H99V242H102L106 237H107V234H108V231H106V229H103V230H96V228L95 227H92V228H90V229H88L87 231H86ZM40 234V233H39ZM52 234H54V233H52ZM123 237H125V238H129V239H134V237H127V236H125V235H122ZM256 236H258V235H256ZM61 237L62 238H64L62 235H61ZM109 237H110V235H109ZM186 237H187V235H186ZM34 239V238H33ZM32 239V240H33ZM187 239H189V240H191V244H192V242H196V243H200L201 245H206L207 247L205 248V250L203 249V250H200L201 249V247H195L194 245H191V244H187V245H185V246H183V247H181L180 249V252H174V248L173 249H169L166 245V247L167 248H165L163 251L161 250V254H163L164 252H166L167 253V259L166 258H164V259H166V260H164L163 262H162V264H169L172 260H173V258H179L180 260H183V261H187L188 263L187 264H200V263H203V262H205V261H207L206 260V256L205 255H209V256H212V257H217L216 259L217 260H215L216 261V263H213V264H218V262L220 263L221 262V257H224L225 256V251L222 253L220 250H218L217 248H219V249H224V250H228V249H231V248H238V245L237 244H235V243H240L239 242V240H238V238H235L234 236H227V235H222V236H220V237H217V236H214L213 234H210L209 233V231H208V229H207V231H201V230H198L197 232H195V233H193V234H189L188 235V237H187ZM245 240H243V242H244ZM72 242H74V243H76V244H78V245H82V242H79L78 241V238L76 239V238H74V237H72ZM119 242V241H118ZM185 242V241H184ZM155 244V243H154ZM184 244V243H183ZM41 245H44L43 243L41 244ZM129 245V244H128ZM161 246V245H160ZM165 246H162V247H165ZM44 246H41V250L39 251V252H31V251H28V250H26V249H23V247H20V248H18L17 246L16 247H13V248H0V257H2V259L4 258V260L3 261H5V259H6V261L8 262V263H24V264H98V262L97 261H95L96 259L95 258H92L91 256L90 257H88V256H84L83 258H81L78 254H74V255H72V256H68V257H58V255L56 256V253L55 252H50L49 250H47L46 248H43ZM210 247V248H209ZM95 250H96V252H99V261L101 260V261H109V259L111 258V257H113L114 256V259L116 260L117 258H118V262H119V264H129V263H133L134 264V262L136 261V259H135V257L132 255V254H130V252H119V251H117L116 250V247L115 246H113V243H111V244H108V245H105V244H97L95 247ZM130 249V248H129ZM128 250V249H127ZM183 253V254H182ZM203 253V254H202ZM58 254V253H57ZM89 255V254H88ZM136 256V255H135ZM162 256V255H161ZM213 260V259H212ZM211 260V262H213ZM117 262V263H118ZM159 262V261H158ZM208 262H210L209 260L207 261V263ZM210 262V263H211ZM231 262V261H230ZM136 263V262H135ZM145 264H152V263H150L149 261H147V262H145ZM212 264V263H211ZM231 264H264V238L260 241V243L259 244H257L256 245V248H252L251 250H249V251H247V253L244 255V256H233L232 257V262H231Z\"/></svg>",
    "mask_w": 264,
    "mask_h": 264
}]
</instances>
